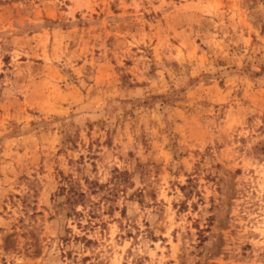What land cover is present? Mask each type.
<instances>
[{"label": "rangeland", "instance_id": "obj_1", "mask_svg": "<svg viewBox=\"0 0 264 264\" xmlns=\"http://www.w3.org/2000/svg\"><path fill=\"white\" fill-rule=\"evenodd\" d=\"M0 264H264V0H0Z\"/></svg>", "mask_w": 264, "mask_h": 264}, {"label": "trees", "instance_id": "obj_2", "mask_svg": "<svg viewBox=\"0 0 264 264\" xmlns=\"http://www.w3.org/2000/svg\"><path fill=\"white\" fill-rule=\"evenodd\" d=\"M84 196L85 194L83 192L75 190L68 196L67 203L72 205L74 203H78L79 201H84Z\"/></svg>", "mask_w": 264, "mask_h": 264}]
</instances>
